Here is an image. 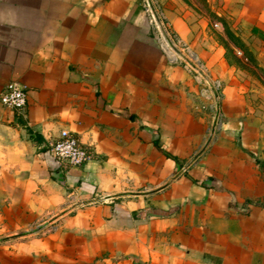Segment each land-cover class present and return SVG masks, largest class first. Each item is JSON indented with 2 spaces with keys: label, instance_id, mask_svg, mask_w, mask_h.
Listing matches in <instances>:
<instances>
[{
  "label": "crops",
  "instance_id": "crops-1",
  "mask_svg": "<svg viewBox=\"0 0 264 264\" xmlns=\"http://www.w3.org/2000/svg\"><path fill=\"white\" fill-rule=\"evenodd\" d=\"M156 7L178 62L144 0H0V264H264V0Z\"/></svg>",
  "mask_w": 264,
  "mask_h": 264
},
{
  "label": "built area",
  "instance_id": "built-area-1",
  "mask_svg": "<svg viewBox=\"0 0 264 264\" xmlns=\"http://www.w3.org/2000/svg\"><path fill=\"white\" fill-rule=\"evenodd\" d=\"M152 1L163 23L162 12L156 7L157 0ZM144 2L146 10L150 15L156 30L159 32L158 39L160 40V34H162L160 25L156 20L149 1L144 0ZM177 44L178 42L174 43V45L178 48ZM165 51L172 62H178L179 60L183 59L176 52V54H174V52H168L167 49H165ZM179 51L181 52L180 49ZM28 98V89L17 81H11L2 90L0 102L7 108H10L14 111H21L26 108L28 104ZM50 153L57 163L65 164L67 166H82L91 158L90 148L83 144L78 136L68 129H63L60 133V136L50 144Z\"/></svg>",
  "mask_w": 264,
  "mask_h": 264
},
{
  "label": "rangeland",
  "instance_id": "rangeland-1",
  "mask_svg": "<svg viewBox=\"0 0 264 264\" xmlns=\"http://www.w3.org/2000/svg\"><path fill=\"white\" fill-rule=\"evenodd\" d=\"M164 23V22H163ZM165 30H166V26L165 24L163 25ZM157 31V30H156ZM168 37L170 38V40L172 41V43H175L173 41L174 36L172 37L168 31L166 30ZM157 34H159V32L157 31ZM230 39L236 44L238 45L237 40H235V38H233V36L230 37ZM162 44V46L165 47V49L168 50V52H174L175 50L174 48L170 45L169 41L167 40V38L164 36L163 32L162 34H160V40H159ZM241 65L248 71V73L256 80L255 82V87H256V91L255 94L257 96V94L259 95V97H256V103L257 105H261L262 106V110L264 111V95H261L262 93H264V87L262 85H264V69L260 68L257 63L254 61L253 58L249 59V65H244L241 63Z\"/></svg>",
  "mask_w": 264,
  "mask_h": 264
},
{
  "label": "water",
  "instance_id": "water-1",
  "mask_svg": "<svg viewBox=\"0 0 264 264\" xmlns=\"http://www.w3.org/2000/svg\"><path fill=\"white\" fill-rule=\"evenodd\" d=\"M148 1H149V3H150V6H151V8H152V11H153V13H154V15H155V17H156L157 22H158L159 25H160V28H161V30H162L164 36H165V37L167 38V40L169 41L170 45L174 48L175 52L178 53L181 57L185 58V56L179 51V49L174 45V43H172V41H171L170 38L168 37L167 32H166V30H165V28H164V26H163V23H162V21H161L159 15H158V13H157V10H156V8H155V6H154L153 1H152V0H148ZM192 65H193V67H194L199 73L203 74V72H202L199 68H197L194 64H192ZM210 85H211L212 88L214 89V93H215L216 99L218 100V92H217L215 86H214L212 83H210ZM217 119H218V118L216 117V119H215V121H214V124H213V128H212V132H211L210 138H209V140H208L207 143H209V142L212 140V138H213V135H214V132H215V129H216V125H217Z\"/></svg>",
  "mask_w": 264,
  "mask_h": 264
},
{
  "label": "trees",
  "instance_id": "trees-1",
  "mask_svg": "<svg viewBox=\"0 0 264 264\" xmlns=\"http://www.w3.org/2000/svg\"><path fill=\"white\" fill-rule=\"evenodd\" d=\"M166 155H168V156H170V157H173V158H175V159H176V157H175V156L171 155V154H170V153H168V152H166Z\"/></svg>",
  "mask_w": 264,
  "mask_h": 264
}]
</instances>
